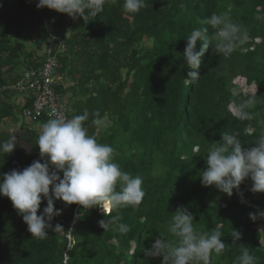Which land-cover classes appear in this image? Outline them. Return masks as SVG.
<instances>
[{"label":"trees","instance_id":"trees-1","mask_svg":"<svg viewBox=\"0 0 264 264\" xmlns=\"http://www.w3.org/2000/svg\"><path fill=\"white\" fill-rule=\"evenodd\" d=\"M122 3L106 4L88 21L47 7L37 13L34 0H0V139H17L14 151L0 156V178L33 161L44 162L35 142L47 117L31 119L38 127L21 125L20 134L4 127L30 106V94L24 95V105H16L18 92L11 87L24 71L41 67L50 33L64 45L57 53L52 89L67 118L85 109L99 111L105 124L92 125L90 115L88 133L114 148L115 162L142 178L145 193L137 208L119 211L120 222L130 228L123 234L114 225L101 226L117 215L115 210L56 200L60 215L44 239L32 238L10 199L0 195V247L9 235L0 264H162V256L146 257L143 250L160 237L172 239L166 225L180 207L192 214L198 230L218 228L224 234V253L213 264H233L244 247L264 264V193H253V182L246 178L229 197L215 186H203L200 178L207 151L223 132L238 133L242 146L251 148L261 130L264 0H146L147 7L133 15L123 13ZM213 13L228 14L248 38L229 57L210 44L196 70L199 79L191 81L183 62L186 38L204 27L211 37L215 30L203 21ZM252 96L254 118H235L228 105ZM44 207L42 199L38 215ZM56 225L62 230L55 232ZM232 229L241 233L235 244Z\"/></svg>","mask_w":264,"mask_h":264},{"label":"clouds","instance_id":"clouds-1","mask_svg":"<svg viewBox=\"0 0 264 264\" xmlns=\"http://www.w3.org/2000/svg\"><path fill=\"white\" fill-rule=\"evenodd\" d=\"M116 0H38L37 8L47 7L58 13L73 18L83 17L92 20L102 13L106 4H115ZM147 7L146 0H123L122 11L133 15ZM215 31L210 37L208 29L194 28L186 38L183 62L189 69L187 78L191 81L199 79L198 70L201 57L210 44L217 54L229 57L240 46L246 43L248 33L241 25L234 22L228 14L213 13L203 21ZM200 48L197 50V43ZM257 104L254 96L245 98L239 103L232 101L228 105L232 115L241 121L254 118L250 111ZM92 116L91 123L102 127L105 120L99 111L73 116L50 118L40 127L35 144L39 147L40 157L44 160L33 163L22 171L12 170L0 178V195L12 202L14 209L22 216L32 238L44 239L47 229L52 228L54 216L60 210L54 208L56 200L66 205L78 204L84 209L97 207L115 210L117 215L110 220L101 221V226H115L120 233L130 231L126 223H122L119 211L122 208H137L145 195L140 176H133L123 171L115 162V150L109 144L97 141L95 135L88 133L85 122ZM260 132L256 136L255 146L245 148L238 133H222V139L208 149L205 158L207 167L200 173L203 186H215L229 197L233 190H239L241 183L250 178L253 193H264V120L258 121ZM17 146L15 135L8 139H0V156L11 154ZM50 168L55 171L50 172ZM63 173L62 178L58 175ZM51 186V190H50ZM118 186V188H117ZM46 200V207L38 215V210ZM264 216V212L260 213ZM252 219L256 216L250 214ZM192 214L180 207L167 222V232L172 237L156 239L150 249L143 250L146 257L162 256V264H213L223 255L224 235L218 228L211 232L200 231L193 224ZM62 230L60 225L53 229ZM233 244L241 238V233L232 229ZM257 257L244 247L235 258L233 264H257Z\"/></svg>","mask_w":264,"mask_h":264},{"label":"built area","instance_id":"built-area-1","mask_svg":"<svg viewBox=\"0 0 264 264\" xmlns=\"http://www.w3.org/2000/svg\"><path fill=\"white\" fill-rule=\"evenodd\" d=\"M38 0H34V9L40 13L41 8H37ZM49 35V43L43 47L46 54L39 69H28L22 73L20 81L12 86L18 94L32 97L29 107L22 111V116L35 119L45 116L48 119L66 116L65 107L59 103V96L53 91L54 70L57 67V53L63 48V42L52 34Z\"/></svg>","mask_w":264,"mask_h":264},{"label":"crops","instance_id":"crops-1","mask_svg":"<svg viewBox=\"0 0 264 264\" xmlns=\"http://www.w3.org/2000/svg\"><path fill=\"white\" fill-rule=\"evenodd\" d=\"M26 97L24 95L17 94L14 97V101L16 105H24L25 104ZM23 124L31 127H38L37 125L33 124L31 118L23 117L21 115H18L17 120L15 121L12 120H7L5 123V129L8 131H11L12 133H22L23 130L21 131V125L24 126Z\"/></svg>","mask_w":264,"mask_h":264},{"label":"water","instance_id":"water-1","mask_svg":"<svg viewBox=\"0 0 264 264\" xmlns=\"http://www.w3.org/2000/svg\"><path fill=\"white\" fill-rule=\"evenodd\" d=\"M9 235H7L3 241V247H0V252L4 251L6 249V239L8 238Z\"/></svg>","mask_w":264,"mask_h":264},{"label":"rangeland","instance_id":"rangeland-1","mask_svg":"<svg viewBox=\"0 0 264 264\" xmlns=\"http://www.w3.org/2000/svg\"><path fill=\"white\" fill-rule=\"evenodd\" d=\"M107 211V210H106Z\"/></svg>","mask_w":264,"mask_h":264}]
</instances>
